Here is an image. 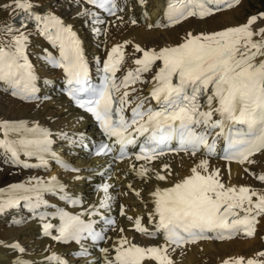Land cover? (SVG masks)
Returning <instances> with one entry per match:
<instances>
[{
	"label": "snow or ice",
	"instance_id": "obj_1",
	"mask_svg": "<svg viewBox=\"0 0 264 264\" xmlns=\"http://www.w3.org/2000/svg\"><path fill=\"white\" fill-rule=\"evenodd\" d=\"M73 3L91 6L80 14L91 16L94 24L106 23L100 13L119 21L124 19L119 15L124 8L118 0ZM137 3L144 7L147 0ZM240 4L241 0H167V23L149 24L148 28L174 27L189 18L203 20ZM36 7L32 0L0 3V10L20 17V27L0 25V92L21 103L39 99L38 75L29 58L30 37L38 35L58 52L54 56L43 49L41 59L52 69L62 70L66 95L94 118L108 141L99 146L96 155L115 154L113 159L117 162L133 156L136 161H143L131 168L144 183L153 179L168 183L178 175L170 163L163 162L165 156L188 158L193 163L189 174L173 179L166 187L157 185L148 193L152 206L148 220L153 230L143 225L142 217L128 216L125 207L120 206V215L132 224V231L149 239H162L160 244L133 243L124 235L125 228L117 229L116 220L104 215L102 210L110 211L114 200L109 184L101 186L104 196L97 206L79 214L57 209L50 218L39 211L50 207L46 194H58L74 206L78 201L67 194L57 177L48 181L29 178L0 188V215L21 207L27 209L41 221L43 236L57 243L80 245L81 257L89 255L84 241L94 246L107 243L111 239L108 231H117L118 239L111 248H99L104 264H175L170 250L175 252L202 240L255 238L256 226L264 219V187L231 183V165L242 166L246 174L264 185V172L257 174L250 168L260 163L257 157H264V26H258L264 22V12L221 30L195 35L188 32L175 46L156 50L137 44L134 53L140 55L132 61L135 68L119 79L116 74L130 42L113 45L98 69L102 74L100 82L94 83L81 41L71 25L54 11L40 13ZM29 23L34 25V32L27 31ZM131 23L135 25L137 21L132 19ZM136 84L150 85L147 94H142L143 89L136 88ZM137 92L141 94L136 95ZM51 136L39 123L0 120V161L22 169H48L49 161L54 160L66 171H79L58 159ZM220 141L223 147H218ZM212 158L226 162L227 181L220 168L211 167ZM32 159L39 163H30ZM156 161H161L159 171L149 166ZM128 187L143 201L141 191L131 184ZM93 217H100L104 227L97 230L99 221ZM50 219H58V226ZM0 246L25 253L19 243L0 242ZM45 260L47 264H67L56 254ZM13 264L32 262L18 257ZM223 264H264V251L251 259L240 257Z\"/></svg>",
	"mask_w": 264,
	"mask_h": 264
},
{
	"label": "bare ground",
	"instance_id": "obj_2",
	"mask_svg": "<svg viewBox=\"0 0 264 264\" xmlns=\"http://www.w3.org/2000/svg\"><path fill=\"white\" fill-rule=\"evenodd\" d=\"M247 1L241 0L240 5L214 13V15L203 20L189 18L175 27H153L151 29L148 28V25L156 24V19L161 17L163 0H147L144 7H141L137 0H120L124 11L119 15L123 16V21L116 20L114 17L104 19L105 24H94L91 16L81 15L80 13L83 12L84 8L88 7L83 4L77 6L73 0H32V3L37 6L35 8L37 12L54 11L64 20L65 24L71 25L73 31L82 41L88 62L94 63L104 60L113 45L123 44L126 41L130 42L125 48L126 57L121 65L122 72L125 74L128 70L135 68L132 61L140 55L134 53L135 45L138 44L145 49L159 50L162 47L179 44L188 32L195 35L243 24L247 19V17L243 19L244 5ZM6 2L8 0H0V3ZM147 14L149 16H146ZM132 19L137 21L135 25L131 23ZM158 21L164 25L162 20ZM3 24H14L16 27H20V17L15 13L10 15L9 11L0 10V25ZM263 25L264 22H260L258 26ZM94 28H100L101 31L96 33ZM27 31L34 32V26L28 25ZM30 41L29 55L34 60L39 74V93L42 98L46 96L52 98L49 101L41 100L39 103L26 104L15 100L9 94L0 92V120H24L28 121L29 124L39 123L52 133V148L58 159L65 160L74 168H79L80 171L78 174H71L59 167V164L54 160L49 161L48 169L32 168L28 170L16 169L0 161V188L6 189L10 184L25 182L29 178H41L48 181L52 177H57L71 198L83 200L82 207L79 209L72 208L65 205L64 200H61L58 194H46L45 199L50 207L44 208V210L53 211L59 207L64 211L69 210L79 214L85 209L97 206L104 196L98 187L101 188L103 184H109L111 186L109 192L114 200L111 202L110 211L102 210L104 215H115L117 218L116 228H125L124 235L133 243L141 246L163 243L162 239H149L132 231V224L120 215V206L125 207L128 216L142 217L143 225L152 230L153 225L148 220V212L152 207L148 193L157 185L166 187L173 179H179L189 174L188 169L192 166L193 161L188 158L181 160L180 157L165 156L163 162L170 163L174 173L178 175L170 178L168 183L155 179L144 183L131 168L133 164L139 166L144 162L127 160L124 163H109L106 158L95 157L93 148L98 145L99 140L95 125L88 115L74 108L62 95L60 89L62 73L50 69L41 59V56L44 55L43 49L52 52L51 46L42 37L35 34L30 37ZM151 75L152 73L147 74V78L150 79ZM135 87L142 88V94L146 95L150 85L136 84ZM140 94L139 92L136 93V95ZM54 143L58 144L57 147H54ZM89 147L90 150L87 151ZM257 159L260 160V163L252 165L250 168L252 172L259 174L264 172V157H257ZM29 162L39 163L35 159ZM105 164L108 165V169ZM160 165L161 161H156L149 166L159 171ZM210 165L214 168H220L225 180L229 179L226 162L220 161L219 158H212ZM99 183L101 184L98 185ZM231 183L251 185L257 189L264 187L253 176L246 174L243 167L238 164L231 165ZM129 184L132 185V188L141 191L143 201L133 194L128 187ZM146 204L147 207H145ZM53 205L56 207L53 208ZM93 219L99 221L97 224H100V217H93ZM17 220L22 221V223L17 225L15 223ZM57 221L58 219L50 220L52 223ZM256 228L257 235L252 239L242 236L223 241L213 239L212 241L187 245L175 252L170 250L169 254L175 264H223L225 260L240 257L251 259L256 257L258 252L264 251V219L257 224ZM107 235L111 237L107 243L101 242L94 246L90 241H84L83 244L91 258L78 257L79 259L76 260L74 256L81 251L80 245L75 243L63 245L43 236L41 221L38 218L23 207L12 209L0 215V242L3 244L19 243L25 249V253L19 254L9 247L0 246V264H13V261L18 257L32 262V264H47L45 257L52 254L60 256L67 261V264H91L92 261L94 264H104L99 248H111L113 241L118 239L119 233L110 230ZM79 260L80 263H78Z\"/></svg>",
	"mask_w": 264,
	"mask_h": 264
},
{
	"label": "rangeland",
	"instance_id": "obj_3",
	"mask_svg": "<svg viewBox=\"0 0 264 264\" xmlns=\"http://www.w3.org/2000/svg\"><path fill=\"white\" fill-rule=\"evenodd\" d=\"M46 1H50V0H46ZM262 12H264V0H248L244 5L243 19H245L246 17L248 18L251 15H256ZM57 145H58L57 143H54V147H57ZM100 182L102 183V180ZM101 183H99L98 185H100ZM98 189H100V187H98ZM78 257H76V259H79ZM80 262L81 261L79 260L78 263ZM91 264H94V262H91Z\"/></svg>",
	"mask_w": 264,
	"mask_h": 264
}]
</instances>
